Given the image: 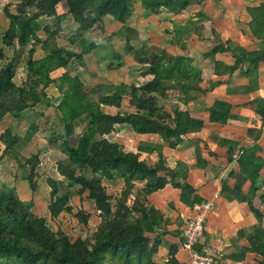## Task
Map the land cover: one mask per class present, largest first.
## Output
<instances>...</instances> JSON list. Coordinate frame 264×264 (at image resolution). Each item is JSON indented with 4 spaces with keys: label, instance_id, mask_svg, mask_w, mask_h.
I'll return each instance as SVG.
<instances>
[{
    "label": "trees",
    "instance_id": "16d2710c",
    "mask_svg": "<svg viewBox=\"0 0 264 264\" xmlns=\"http://www.w3.org/2000/svg\"><path fill=\"white\" fill-rule=\"evenodd\" d=\"M16 1L13 12L8 4L3 7L8 25L1 41L4 46L12 47L14 53L16 48L23 50L29 45L24 66L25 80L21 85L14 81L18 67L16 58L7 59L0 67V121L6 114L19 115L40 101L49 104L44 89L50 84L55 85L61 95L55 109L65 138L61 142L65 159L59 161L57 171L67 182L47 179L50 185L48 212L53 219L59 218L62 213L72 212L69 204L72 187L78 185L79 189L74 193L81 197L86 192V198L92 202L99 221L93 226L91 234L72 240L61 228L53 230L44 217L36 215L30 202L21 200L14 187L0 185V260L13 259L18 264H153V255L170 231L166 229L168 219L149 203L147 196L170 183L179 189V200L185 205H192L198 197L187 182L188 168L181 161L174 168L168 167L162 154V143H139L134 152L124 150L119 142L110 140L107 135L114 133L116 126H129L140 134L155 133L162 142L173 148L182 141V136L200 131L204 124L201 119L191 117L178 107L173 109V115L162 113L159 99L166 90L172 88L179 89L185 95L192 91L203 92L198 85L201 71L191 70L186 57H177L162 49L148 53L135 48L131 44L133 38L129 36L133 29L126 25L131 16L127 6L130 0ZM140 1L143 16H149L161 11L177 14L192 3L205 0ZM62 2L66 4V11L58 13L57 6ZM246 11L250 17L248 29L262 43L261 48L246 51L227 40L219 41L208 54L230 52L234 57L233 64L214 60L213 70L216 75H223L231 74L240 67V72L250 77L245 88L249 91L255 87L258 63L264 61V0H260L258 5L246 6ZM67 15L77 24L69 42L78 43L80 52L57 44V36L62 31L61 22ZM42 16L54 19L52 26L38 25L37 20ZM106 16L122 23L117 34L124 37V53L133 55L139 64L148 63L147 71L152 78L140 86L101 83L96 85L97 93L90 91L87 94L79 76H71L70 72L75 69L74 62L83 65L84 55L100 45L97 39L88 36V32L97 24L102 25ZM192 30L189 21L183 24L173 22L172 42L184 48ZM36 46L42 49V58H33ZM0 55L3 56L2 52ZM113 58L118 62H110L108 70L121 66L122 55L115 54ZM60 68L65 71L53 78L51 74ZM219 82L215 81L214 84ZM124 93L129 94V103L135 107V113L110 114L102 110V106L120 107ZM230 109L228 102L215 100L209 108V120L227 123L231 117ZM79 119L84 129L73 139ZM18 140L19 137L9 128L0 133V142L7 149ZM224 142L230 143L228 139ZM257 149L255 146L240 150L237 159L239 171L236 175L239 181L234 187L239 191L246 180L251 182L252 190L259 183L264 161L256 154ZM142 151L156 152L157 161L154 164L147 163L140 158ZM232 151L233 148L228 146V160H231ZM16 159L25 170L24 178L29 187L34 190L36 169L40 165L39 155L31 154L24 163ZM160 172L164 175H159ZM118 180L123 182L122 189L113 196L104 183ZM137 182L143 183V186L138 187ZM261 183L264 186V179ZM63 188L66 190L61 192ZM261 200L264 201V194ZM251 209L258 219L263 218L261 213L253 207ZM74 215L79 223L88 226L90 213L79 209ZM248 240L250 246L244 252L260 255L263 259L253 264H264V227H254L248 234ZM175 252L176 246L169 245L167 264L173 261Z\"/></svg>",
    "mask_w": 264,
    "mask_h": 264
},
{
    "label": "crops",
    "instance_id": "0c3cea01",
    "mask_svg": "<svg viewBox=\"0 0 264 264\" xmlns=\"http://www.w3.org/2000/svg\"><path fill=\"white\" fill-rule=\"evenodd\" d=\"M236 1L238 2V0H220L216 2H218V6H221L225 11L228 10L232 4L236 3ZM204 2L194 3L198 5L197 10H203L201 5ZM259 3L260 0H256L246 6L258 5ZM242 14L243 17L246 18L245 24L247 27L244 33L240 30H233L232 33H229L228 30L225 29L222 30L221 33L219 32L220 30L218 32L212 30L207 32L206 35H200L199 27L192 25L193 30L187 40L193 38L197 43H201L202 45L205 44L204 41H207L208 48L205 49V54L208 58L206 64L199 63L182 53V55H176L168 51V47L164 48L162 45V50L166 53L189 59V68L191 70L199 69L201 71L198 85L204 90L203 92L192 91L189 95L183 94L177 88L166 90L165 94L159 99V105L160 107L162 106V113L166 112L169 115H173V109L178 107L181 110L187 111L191 117L201 119L204 123L202 129L182 136V141L173 148L162 142L155 133H138L140 135L155 137L154 140L150 139V141L146 142L162 143V154L168 167L174 168L179 161L187 166V182L194 188L195 194L198 197V200L192 205L204 201H211L214 203L213 209L206 214L203 238L199 247L203 253L213 255L215 264H253L263 259V257L254 252H244V249L250 246L248 234L253 231V228L256 226L264 227V201L261 200V195L264 194V186L261 183L264 179V165L260 170L259 183L255 189L252 190V185L249 180L244 181L240 191L234 187L239 181L236 175H238L239 171L237 159L241 149L256 146L258 148L256 154L261 156L264 161V116L262 117V111H264V61L258 63L256 77H254L255 87L252 90L246 91L245 88L249 84L250 77L240 72V67H237L231 74L223 75H216L213 70L214 60L227 65L233 64L234 57L230 52H218L214 55L208 54V51L219 41L225 42L227 40L235 42L246 51L259 50L261 48L262 43L256 40L248 29L247 23L250 17L246 11V7ZM176 22L183 24V22ZM169 30L173 33V25L170 24ZM172 37L173 35H171V40ZM186 41L184 48L176 44L174 45L180 50H184L186 53ZM38 47L39 46H36L35 48V53L33 55L34 59H39L44 56L43 51L39 47L41 56L36 57L35 54ZM28 48L29 45L24 47L23 50L26 49L27 53ZM17 50L20 52L19 48H17ZM127 55L129 56L131 54ZM129 57L133 60L132 62H137L135 58ZM122 64L123 61L121 60V66L115 68L116 71L122 68ZM139 65L142 66L141 76H139L141 83L133 81L126 83L127 85L140 86L152 78V75L147 71L148 63H140ZM17 69L18 67L16 70ZM22 69L24 70L23 79H20L19 83H16L14 77V81L17 85H21L25 80L26 67H22ZM111 70L114 71V69ZM64 71V68L57 69L51 76L53 78L58 77ZM70 75H77V73L72 74L70 72ZM215 81L220 82L214 84ZM101 83L120 84V82L118 83L117 81L115 83L110 81ZM128 95L127 93L129 106L125 110L123 109V111H120L122 107L121 104L117 112H136L135 107L129 103ZM215 100H223L231 105V117L228 119L227 123L220 124L209 120V108ZM225 139H228L230 143L224 142ZM143 142L144 141H139V143ZM139 143L136 145L138 146ZM228 146L233 148L230 155L231 160H228ZM140 154H143V156H153L152 154H156L154 160L150 159V157L144 158L149 164H154L158 159L156 152L147 153L142 151ZM232 173L234 175H232ZM159 175H164V173L160 172ZM136 184L138 187L143 186L141 182H137ZM179 192L178 188L168 183L164 188L147 196L149 203L160 210L164 217L168 219L166 229L170 231V233L163 237L162 243L159 245L157 252L153 255V264L168 263L169 245L171 244L176 246V252L173 261L169 264H189V253L183 247L184 237L182 230L185 226L187 216L189 215V208L192 205H185L182 203L179 200ZM243 196L244 199L242 198ZM251 207L261 213L263 218L258 219L252 212Z\"/></svg>",
    "mask_w": 264,
    "mask_h": 264
},
{
    "label": "rangeland",
    "instance_id": "374dc122",
    "mask_svg": "<svg viewBox=\"0 0 264 264\" xmlns=\"http://www.w3.org/2000/svg\"><path fill=\"white\" fill-rule=\"evenodd\" d=\"M256 0H238L232 4L228 10L218 6V2L215 0H205L201 5L203 10H197L198 5L192 3L180 13H173L161 11L159 14H151L150 16H143L142 4L140 0H130L128 2V8L131 11V16L127 20L128 25L133 32H129V36L132 39L131 43L135 48L144 49V51L150 53L156 49H162L168 47V51L176 54L191 57L199 63H207V55L205 49L207 47V41L205 44L197 43L193 38L187 40L186 48L180 50L171 40L173 33L169 30L170 24L173 22H186L189 21L191 26L199 27L200 35H206L207 32L212 30L219 31L227 29L229 33L233 30H240L245 32L246 18L243 17L245 7L249 3H253ZM16 0H0V66L4 64L7 59L17 60L18 69L15 76L16 83H19L20 79H23L24 70L22 67L26 63V49L14 53L12 47H6L2 44V33L8 25V20L3 13V7L9 5L10 11H14ZM66 11V4L62 2L57 6V12L63 13ZM199 11V13H198ZM171 13V14H170ZM242 18V19H241ZM244 19V20H243ZM38 25H50L54 23V19L42 16L38 20ZM103 24H97L88 32L90 38L97 39L99 41V47L93 52L85 55V61L83 65L78 62H74L75 69L71 71L72 74H79L80 80L83 82V89L88 92L93 91L97 93L96 85L101 82L116 81L119 83L138 82L141 83L139 76H141L142 66L137 62H132L133 55H127L124 53V37L118 35L117 31L120 30L122 23L113 17L103 18ZM177 23V22H176ZM77 24L72 20L70 16L61 22L62 31L57 36V44L65 47L68 50L76 52L81 51V46L78 43L72 44L69 42V37L74 33ZM40 36H44L39 31ZM41 49V48H40ZM37 48L36 57L41 56V51ZM42 50V49H41ZM182 53V54H181ZM115 54L122 55L123 66L121 69L108 70V64L110 62L116 64L118 60L114 59ZM21 72V74H20ZM105 85H111L102 83ZM42 93V92H40ZM45 96L50 100L49 104L44 101H40L32 108L22 111L19 115H13L11 113L6 114L0 121V133L4 129H11L12 133L19 137V140L13 143L11 146L4 147L0 142V185L12 186L19 198L23 201L30 202L32 211L41 217H44L47 224L53 229L61 228V230L67 234L72 240L76 237H85L91 234L93 226L98 221V216L95 213L92 202L86 198V192L80 197L74 193L79 189L78 185L72 187V197L69 202L72 207V212L62 213L59 218L53 219L50 217L47 205L50 202V185L47 182L48 178H54L58 181L67 180L62 177L57 171V165L59 161L65 159V153L61 147L62 140L65 138L62 136L61 123L58 114H56V104L58 103L61 95L56 89L54 84H50L44 89ZM97 97V95L95 96ZM129 106L127 100V93L123 94V102L120 111L125 110ZM102 110L107 113H116L118 108L102 106ZM84 124L79 119L76 124L75 139L80 133H82ZM117 127V126H116ZM117 130V131H116ZM114 133L107 135L112 141L119 142L124 150L134 151L137 150V143L139 141L154 140L155 137L148 135H140L129 126H119ZM73 141V140H72ZM71 141V142H72ZM157 141V140H156ZM37 153L39 155L40 165L36 169V182L34 190H32L26 179L24 178L25 170L17 163L18 158L21 163H24L26 158H29L31 154ZM148 156L140 154L141 159H155L156 154ZM108 192L116 196L122 189L123 182L118 180L115 183L105 182ZM66 190L63 188L61 192ZM82 209L85 212L91 214L88 221V226H84L77 221V210ZM0 264H18L13 259L0 260Z\"/></svg>",
    "mask_w": 264,
    "mask_h": 264
},
{
    "label": "built area",
    "instance_id": "2783aa9c",
    "mask_svg": "<svg viewBox=\"0 0 264 264\" xmlns=\"http://www.w3.org/2000/svg\"><path fill=\"white\" fill-rule=\"evenodd\" d=\"M214 207L211 201H204L192 205L182 230L183 247L189 253V264H215L213 255L203 253L200 245L203 238L206 214Z\"/></svg>",
    "mask_w": 264,
    "mask_h": 264
}]
</instances>
